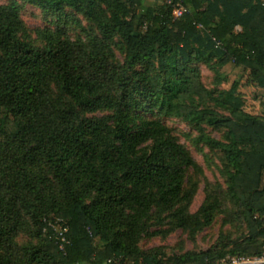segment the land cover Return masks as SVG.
<instances>
[{"label": "trees", "instance_id": "16d2710c", "mask_svg": "<svg viewBox=\"0 0 264 264\" xmlns=\"http://www.w3.org/2000/svg\"><path fill=\"white\" fill-rule=\"evenodd\" d=\"M20 1L45 12H82L102 37L89 44L48 37L35 49L19 36L20 5L0 8V264H217L261 256L264 0H172L158 11L165 0ZM178 3L189 12L175 19ZM115 39L122 63L114 59ZM213 61L244 71L217 96L198 67ZM100 110L111 117L84 116ZM143 112L197 127L196 142L224 154L228 196L244 206L248 227L231 249L178 259L140 254L144 218L156 207L173 209L186 169L197 167L171 131L143 121ZM203 124L227 129V141L213 139ZM26 218L40 245L20 251L14 241ZM58 219L68 229L64 251L48 226Z\"/></svg>", "mask_w": 264, "mask_h": 264}, {"label": "rangeland", "instance_id": "374dc122", "mask_svg": "<svg viewBox=\"0 0 264 264\" xmlns=\"http://www.w3.org/2000/svg\"><path fill=\"white\" fill-rule=\"evenodd\" d=\"M169 1L165 0L156 11ZM13 2L20 5L22 30L19 36L35 49H44L48 37L81 41L85 44H89L93 38L102 37L95 24L89 22L82 12L72 8L67 7L62 13L45 12L20 0H0V8ZM151 5V2H146L144 7ZM139 31L144 32V29L140 28ZM112 49L114 59L122 63L124 52L118 39H115ZM212 65H216L215 68ZM198 67L202 84L216 96L227 93L233 82L239 81L244 73L243 68H237L233 64L220 66L218 61H213L208 66L199 63ZM51 89L54 96L59 95L56 86L51 85ZM195 104L202 108L197 99ZM208 108L213 109L220 117H230L227 109H220L214 103H210ZM111 115L109 110H100L84 116L103 119ZM141 118L143 121H159L166 126L190 153L197 167L186 169L179 203L173 209L156 207L144 218L146 232L137 244L140 254L161 259H178L192 253L231 249L235 241H241L248 235V227L244 219V206L228 196L227 175L230 168L224 154L197 143V127L181 119L167 118L157 112H143ZM201 128L213 139L227 141V129H216L207 124H203ZM149 147L150 144L145 151ZM26 224L14 241V246L20 251L40 245V239L29 218H26ZM182 224L185 226H181Z\"/></svg>", "mask_w": 264, "mask_h": 264}, {"label": "built area", "instance_id": "2783aa9c", "mask_svg": "<svg viewBox=\"0 0 264 264\" xmlns=\"http://www.w3.org/2000/svg\"><path fill=\"white\" fill-rule=\"evenodd\" d=\"M172 0L168 4H171ZM188 9L182 6L180 3L174 5V18L179 19L188 13ZM202 26H199L201 28ZM48 226L52 229L54 234L58 237L59 249L61 251L65 250V245L68 244V240L65 236L67 233V228L64 226L62 220H54V222L49 221ZM264 245V244H263ZM264 250V247H263ZM217 264H264V251L261 256L257 257H227L226 259L221 260Z\"/></svg>", "mask_w": 264, "mask_h": 264}, {"label": "crops", "instance_id": "0c3cea01", "mask_svg": "<svg viewBox=\"0 0 264 264\" xmlns=\"http://www.w3.org/2000/svg\"><path fill=\"white\" fill-rule=\"evenodd\" d=\"M237 30L240 31V28H238Z\"/></svg>", "mask_w": 264, "mask_h": 264}]
</instances>
